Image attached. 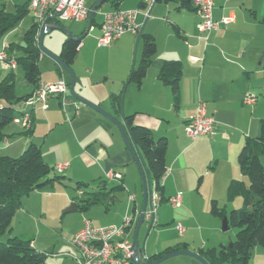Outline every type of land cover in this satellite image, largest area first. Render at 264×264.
I'll return each instance as SVG.
<instances>
[{
    "label": "crops",
    "instance_id": "0c3cea01",
    "mask_svg": "<svg viewBox=\"0 0 264 264\" xmlns=\"http://www.w3.org/2000/svg\"><path fill=\"white\" fill-rule=\"evenodd\" d=\"M150 1L139 0L137 7L134 2L131 7H127L128 10H138L135 25L140 29L137 34L129 32L116 40L118 42L115 46H122L127 56L117 65V75L114 74L111 82L92 79L78 72L74 89L79 88L80 96L97 106H102L121 124L124 115H134L135 123L150 129L155 140L161 137L167 140L166 173L162 178L163 201L156 209V223L153 226L161 225L157 232L158 238L150 244H145V239L139 240L140 229L138 232V241L144 247L145 258L154 262L172 252L187 250L198 254L200 250L217 249L221 244L226 245L232 241V237L225 236L221 231L219 219L210 213V203L216 200L219 205H224L227 216L229 203L226 202L225 194L228 185L232 180L242 179L237 165L238 154L247 140L258 135L259 121L264 115V24L260 22L264 12V0H212V19L217 23V27L209 33L206 40L199 37L197 12L179 10L175 3ZM141 2L143 5L140 7ZM105 3H110V0ZM111 6L118 9V5ZM145 13H149L148 18H145ZM225 19L228 21L226 24L222 23ZM83 22L88 24V19L78 23ZM100 25L101 23L97 25L99 29ZM93 26L86 28L85 34L79 37L83 38ZM140 33L153 37L156 53L141 82L127 83L130 71L138 66L141 59ZM65 38L67 36L62 42ZM138 46L141 47L140 56ZM80 47L81 44L78 52ZM164 60L181 63L178 80L179 100L176 106L170 87L158 78ZM98 85L109 95H121V109L118 114H114L111 105L106 106L104 95L100 99L95 96L94 88ZM52 98L47 102V109H41L40 105L34 107L31 113L32 123L35 121L36 112L46 114L50 121L54 119L53 115L60 117L58 97V105ZM248 98H254V101L249 102ZM199 103H202L207 114L214 118V130L211 136L191 139L186 135L184 126L188 118L195 113ZM69 106V115H64L67 116L65 120L70 116L69 123L55 122L65 127L67 137L74 143L72 162L75 164L76 160H79L83 168L95 170L97 176L105 177L108 172L119 174L120 181H110L121 183L122 191L126 192L127 197L128 194L134 195L133 207L140 211L142 202L138 205L135 192L131 193L130 190L136 187L137 176L141 183V177L130 153L118 138L120 132L115 124L108 119L109 122L101 120L104 118L97 116L101 114L87 106L80 114H76L72 104ZM84 118L95 123L96 132L83 131L86 123ZM31 127L34 133L33 124ZM7 133L4 129L5 137H11L10 131ZM28 142H15L5 138L3 150L7 154L18 149L24 151ZM14 145H17V148H14ZM139 154L150 181L151 175L145 159L140 152ZM70 167L68 165L65 171L70 172ZM178 193L182 197L181 204L170 205L167 200ZM109 202L112 204L113 198ZM164 203L172 209V219L169 223L164 217ZM20 209L15 215L20 218L28 217ZM99 218L100 216L97 217L98 224H102L103 221ZM121 222L123 219L99 227L118 226ZM11 223V231L0 238L2 241L10 236L25 237L23 233L15 232L13 219ZM178 224L184 228L182 234L176 229ZM135 226L130 230L131 240ZM153 227L147 225V233H150ZM183 245H186V248H183ZM31 246L34 248L32 242ZM186 257L170 261L166 259L159 264H200L194 258ZM140 263L144 264L143 259ZM251 264H264V246L253 249Z\"/></svg>",
    "mask_w": 264,
    "mask_h": 264
},
{
    "label": "trees",
    "instance_id": "16d2710c",
    "mask_svg": "<svg viewBox=\"0 0 264 264\" xmlns=\"http://www.w3.org/2000/svg\"><path fill=\"white\" fill-rule=\"evenodd\" d=\"M120 2L121 0H110V3L115 6ZM154 2L175 3L179 10L197 12L193 6V0H155ZM142 5L143 2L140 3V7ZM27 14H29L28 0L22 5H16L13 12H7L4 8H0V42L8 32L15 29ZM94 16L95 13L92 17V26L95 25ZM260 22L264 24V12ZM36 35L37 25L32 22L23 35V45L8 43L9 56L16 61L17 66L22 67L24 81L32 90L23 96H17L15 75L12 70L0 80V142L5 137V127L15 118L16 106L31 96L41 83L38 68L41 52L38 48L39 41L36 40ZM139 36L142 39L141 59L138 66L130 71L127 83L139 84L141 82L156 53L153 37L143 33H140ZM78 38L77 40L65 38L58 55L61 62L70 68L81 44L82 38ZM60 70L61 68L58 66V71ZM180 74L181 63L175 60H164L158 72L159 80L170 87L175 106L179 100L178 80ZM67 76L70 79L68 74ZM262 77L264 87V64ZM109 102L114 114H118L121 109V95L111 93ZM134 117V115L124 116L123 124L130 140L143 155L151 175L149 184L154 186L162 202L161 183L166 173L167 140L164 137L155 140L151 130L136 124ZM32 124L31 122V126ZM22 134L32 138V127L24 129ZM263 162L264 115L259 121L258 135L247 140L238 154L237 165L242 179L232 180L225 194L226 202L229 204H233L238 198L241 199V206L232 209L228 217L229 226L238 229L235 239L228 245L221 244L217 249L200 250L198 255L208 264H251L253 249L257 246H264ZM52 172L53 168L43 160L40 147L32 141L16 158L0 156V238L10 233L11 221L16 211L21 207L22 197L60 181L61 176L51 175ZM99 183L97 190L91 192L92 199L83 201L80 206L77 205L78 210L86 211L92 204L102 202L103 198H107L112 192L123 189L121 183L110 189L106 188L104 180ZM81 187H88V184L79 182L75 186L76 189ZM210 213L221 219L226 216L225 208L221 207L216 200H212L210 203ZM183 248H186V245H183ZM0 264H47L46 254L36 251L31 246L30 240L26 241L17 236H10L4 241H0Z\"/></svg>",
    "mask_w": 264,
    "mask_h": 264
},
{
    "label": "rangeland",
    "instance_id": "374dc122",
    "mask_svg": "<svg viewBox=\"0 0 264 264\" xmlns=\"http://www.w3.org/2000/svg\"><path fill=\"white\" fill-rule=\"evenodd\" d=\"M25 1L26 0H0V8H4L7 12H13L16 5H22ZM97 1L98 0H86L85 5L86 7H91ZM141 1L144 2L145 0ZM152 1L154 2V0H151L150 2ZM133 2L135 3L134 6L137 7L139 0H121V2L118 4V9H113L110 3H105L101 7L96 9L94 16L95 26H93L81 39L80 50L71 68L73 70V73L75 74V77L76 74L80 72L85 76L92 77V79L98 78L100 79V81L107 83L111 82V80L113 79L112 77H115L114 74L117 73V65L124 61V58L127 56V52L122 46H115L118 41L112 42L106 47H99L98 37L101 33L97 25L102 21L103 12L110 10H135L127 9V7H131V4ZM59 23L65 30L78 37L82 34H85L84 32L87 28L86 22ZM31 24V16L30 14H27V16L15 27V29L12 30L13 32L7 36V43L23 45V35L28 30ZM64 37H66V35L62 31L54 30L50 34L45 35L42 47L52 55L57 56V53L59 52L60 46L62 44V39ZM140 48L141 47L138 46L139 56L141 52ZM41 54V58L38 62L41 82L56 83L61 78H63L67 82L69 78L64 70L61 68V70L58 71V67L53 59L43 53ZM9 71L10 70L4 69L0 65V74L2 75L0 76V80L3 79V77ZM12 72L15 75L16 95L23 96L28 92H31V87L28 86L24 81L22 67L17 66V68ZM60 74H62V76H60ZM94 89L95 96L100 99L101 96L103 97L104 95L106 106H110L108 99L109 93H106L100 85H98ZM78 91L79 88H77L76 90L74 89V92L77 95H79ZM52 97V101L56 102V104L58 103V97L60 104V108L58 107V111L60 113V117L59 115H53L54 119H51L52 121H50V119L46 117V114L44 115V113L36 112L35 121L33 120V127H35V129L32 138H29L21 133L22 131H24L23 129L30 128L31 124L28 128H24L22 124L12 122L7 127H5V133L8 134L7 131H10L9 134H11V137H5L8 140L10 139L11 141L15 142H33L34 140V142L38 144V146L41 145L40 147L43 160L46 161V163L51 168H53V172L51 173V175L61 176L60 181L55 182L52 186H45L42 189L36 190L29 195L22 197L20 210H23L28 217L20 218L15 215V217L13 216L14 218L12 219L15 222V232L23 233L25 235V237L22 238L23 240H30L33 243L36 251L46 254L47 264H77L75 260H73L69 256H65L64 254L67 252L74 254V249L71 246L70 242L72 241L74 234L83 226V219H87L92 222V224H94V226L92 225L93 227H99L100 225H110L118 219L122 220L127 209V194L122 190L114 191L110 197L103 198L102 202L100 203L92 204L86 211H81L76 208V211L67 212V210L70 209L72 205L80 206L83 204V201L92 199L91 192L97 190L100 181H105L107 189H110L118 184H116V182L108 181L103 176H97L95 170L83 168V165L80 164L79 160H76V165L72 162V156L74 155V143H72L69 137H67V132L64 129L65 127L63 125H60L59 123L57 124L55 121L69 123L70 116H68V119H64L67 117H65L64 115H69V104H72L74 110L76 109V114H80V111L86 107L82 103L74 100L72 97H69V101L67 100L66 105L63 107L59 96L54 95ZM98 107L104 112H107L102 106ZM97 116L100 119L104 118L101 120L109 122L104 116ZM15 117H18L17 113ZM83 121L86 122L83 127L84 132L97 131L95 123H93L90 119L84 118ZM78 135L80 136V134ZM118 136L121 143L125 146L121 135L118 134ZM4 139L0 142V156H9L13 158L18 157L23 150L18 149L16 150V152L14 151L10 154L5 153V150H3V146L5 144ZM14 146V148H17V145ZM64 164L71 166V171H65L63 174H58L55 167ZM135 168L138 170L136 164ZM137 180L138 181L136 183V187L131 188L130 192H135L137 204L141 205V183L138 176ZM79 182L88 184V187H81L80 189H76L75 186ZM111 198H113L114 200L112 204H110L109 202ZM22 203L24 204L22 205ZM163 205H166V209L164 210V217L168 219L167 223H169L172 219V209L171 206L167 203H164ZM220 206L224 207V205L222 204ZM240 206V198H238L237 201L234 202V204H229V208L226 210L227 218L229 217L230 211L232 209H234L235 207L239 208ZM99 216L100 221H103L102 224H98L97 217ZM218 219L221 226L222 219ZM121 224L122 222L118 226H120ZM11 227H13L12 223ZM160 228L161 225L153 227L150 233H147V225L143 223L139 232V240L143 241L145 239V244H150L152 241L158 238L157 232L160 230ZM237 231L238 229L229 226L226 231H223V234L227 237H232L233 241L235 239ZM231 242H227L226 245ZM177 258L187 257L181 255L173 259H169L168 261L176 260Z\"/></svg>",
    "mask_w": 264,
    "mask_h": 264
},
{
    "label": "built area",
    "instance_id": "2783aa9c",
    "mask_svg": "<svg viewBox=\"0 0 264 264\" xmlns=\"http://www.w3.org/2000/svg\"><path fill=\"white\" fill-rule=\"evenodd\" d=\"M85 2L86 0H28V12L32 22L37 25L36 40H38L40 30L52 23L59 25V22L86 21L90 9L86 7ZM212 5V0H193V6L197 9L199 16V37L205 40L209 33L217 27V23L212 19ZM137 14L138 10L103 12L98 46L106 47L129 32L137 34L140 29L135 25ZM144 16L148 18L149 13H145ZM227 22L226 19L222 21L224 24ZM12 32V30L8 32L0 42V65L4 69L13 71L17 68V63L7 52L9 44L6 41L7 36ZM54 95L60 97L64 107L69 96V85L64 79L56 83H39L33 94L18 104L16 107L18 117H15L13 122L28 128L32 122L31 113L34 107L40 105L41 109H47V102ZM247 101L253 102L254 98H248ZM214 124V118L208 115L204 105L199 103L195 113L186 121L184 130L191 139L198 136H211ZM67 167L68 165L64 164L56 166L55 169L58 174H62ZM105 178L109 181L121 180L119 174L110 172L105 173ZM181 201L180 193L167 200L172 206H179ZM134 202L135 196L128 194L127 211L120 226L93 227L88 220H84L83 226L74 234L70 242L74 254L67 252L64 255L71 257L77 264H135L130 230L135 226L140 211L133 207ZM160 203L159 193L153 185L149 184L143 222L150 228L155 226L156 209ZM176 229L180 234L184 232L180 224L176 225Z\"/></svg>",
    "mask_w": 264,
    "mask_h": 264
},
{
    "label": "water",
    "instance_id": "95a60500",
    "mask_svg": "<svg viewBox=\"0 0 264 264\" xmlns=\"http://www.w3.org/2000/svg\"><path fill=\"white\" fill-rule=\"evenodd\" d=\"M108 0H99L96 4H94L89 11V17H88V24H87V28L89 29L91 27V22H92V17L93 14L95 13L96 9L98 8L99 5H102L103 3L107 2ZM87 29V31H88ZM54 30H59L62 31L67 38H71L74 40H77L79 38L74 37L69 31L65 30L61 25L52 23L51 25L45 26L43 27L38 35V48L40 50L41 53L45 54L46 56L50 57L53 59V61L60 67L62 68L70 77V83H69V95L76 101L82 103L83 105L91 108L92 110H94L95 112L101 114L102 116H104L106 119H108L109 121H111L113 124H115V126H117L120 135L122 137V140L125 144L126 149L128 150V152L130 153L133 161L135 162V164L138 167L139 170V174L141 177V183H142V205H141V210H140V215L138 218V221L136 223L135 226V230H134V234H133V240L132 243L134 245V256H133V260L135 262V264H141V258L144 261V264H159L162 261L175 257V256H179V255H186L189 256L191 258H194L195 260H197L200 264H208L201 256H199L196 253L184 250V251H177V252H172L169 254H166L165 256H163L162 258L152 262L148 259L145 258V253H144V247L143 245L139 244L138 241V232L139 229L143 223V216H144V212L146 210V206H147V200H148V188H149V179L147 177L146 174V169L143 168L141 162V156L139 154L138 149L134 146V144L132 143V141L130 140L128 133L124 127V124H121L120 122H118L113 116H111L110 114H108L107 112H104L103 110H101L98 106H96L95 104L83 99L82 97H80L79 95H77L74 92V86L76 83V77L75 74L73 73V70L68 67L67 65L63 64L61 62V60L59 59L58 56L52 55L50 52H48L47 50H45L42 47V43H43V39L45 37V35L50 34L52 31ZM84 37V36H82ZM76 211V207L75 205H72V207L70 209L67 210V212H73ZM229 227V223H228V218L227 216H225L222 219V223H221V229L222 231H226Z\"/></svg>",
    "mask_w": 264,
    "mask_h": 264
}]
</instances>
